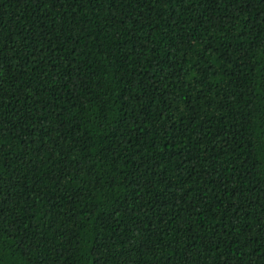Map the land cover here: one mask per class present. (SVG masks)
<instances>
[{
    "label": "trees",
    "instance_id": "trees-1",
    "mask_svg": "<svg viewBox=\"0 0 264 264\" xmlns=\"http://www.w3.org/2000/svg\"><path fill=\"white\" fill-rule=\"evenodd\" d=\"M0 264H264V0H0Z\"/></svg>",
    "mask_w": 264,
    "mask_h": 264
}]
</instances>
